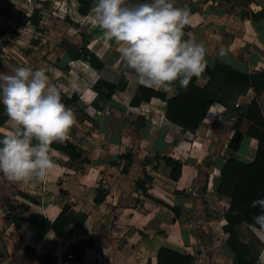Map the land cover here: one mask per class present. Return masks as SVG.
<instances>
[{"label":"crops","instance_id":"0c3cea01","mask_svg":"<svg viewBox=\"0 0 264 264\" xmlns=\"http://www.w3.org/2000/svg\"><path fill=\"white\" fill-rule=\"evenodd\" d=\"M16 1L0 0V24L13 16ZM52 1L59 10L66 11L63 24L50 15L55 13ZM95 2L91 0L87 13L82 15L76 0H41L31 16L36 13L39 16L34 18L42 21L35 40L45 38V44L48 40L47 46L51 47L56 37L71 36L78 48L67 41L78 54L83 47L102 65L94 68L81 57L71 59L62 47L66 56L46 71L50 87H56L64 98L75 96L67 105L75 114V124L59 143L73 144L80 157L71 159L49 148L55 167L43 181L11 182L0 174V264H46V259L62 254L68 244L81 238L92 242L84 247L81 264H156L159 248L165 249L159 253L160 264H177L172 252L185 256L187 264H235L225 244L227 234L222 230L228 197L216 190L219 169L229 156L249 161L256 140L243 136L236 151L228 150L226 142L236 115L223 114V106L215 101L193 133L168 121L164 102L156 97L130 105L140 84L122 61L120 46L104 38L92 12ZM145 2L151 0H142ZM172 2L176 7H190V23L183 32L186 40L204 44L207 65L218 60L247 74L264 69V0ZM125 3L131 5L130 0ZM25 45L28 42L20 44L16 61ZM221 47L227 53L224 57L219 56ZM15 60L1 59L0 72H7ZM33 63L35 68L44 64L38 58ZM98 79L112 84L120 81L124 87L102 100L92 89ZM206 79L203 72L195 83L202 86ZM147 88L163 92L166 97L176 93L170 85ZM252 96L264 113L262 93L255 95L249 89L236 101L244 104ZM11 126L7 117L0 124V138L10 132ZM126 154L128 159L119 158ZM161 156L181 162L176 181L167 177L168 168ZM202 172L203 190L199 180ZM97 191L101 200L95 203ZM65 202L85 215V233L71 224L66 227L71 230L69 234L65 229L57 236L47 231L36 237L26 230V218L38 213L51 221ZM18 204L26 209L19 213ZM8 206H13L22 218L18 228L6 215L12 214ZM236 231L242 242L257 248V260L264 264V231L244 225Z\"/></svg>","mask_w":264,"mask_h":264},{"label":"clouds","instance_id":"9594fccd","mask_svg":"<svg viewBox=\"0 0 264 264\" xmlns=\"http://www.w3.org/2000/svg\"><path fill=\"white\" fill-rule=\"evenodd\" d=\"M190 11L187 4L176 7L172 0L132 6L125 0H96L92 8L104 38L120 46L122 61L140 85L159 88L178 81L185 89L207 67L204 44L183 39ZM226 55L221 47L219 56ZM46 71L14 66L10 73L0 72V103L12 122L10 132L0 138V174L11 182L43 181L55 167L50 145L63 142L75 124L74 112L62 103L59 90L49 86ZM250 207H259L252 221L264 231V198Z\"/></svg>","mask_w":264,"mask_h":264},{"label":"trees","instance_id":"16d2710c","mask_svg":"<svg viewBox=\"0 0 264 264\" xmlns=\"http://www.w3.org/2000/svg\"><path fill=\"white\" fill-rule=\"evenodd\" d=\"M76 1L78 2L77 11L82 15L86 14L91 0ZM130 1V6L142 3V0ZM31 21L37 23L38 20L31 17ZM183 39L186 40L185 35ZM80 57L86 60L91 67L100 68L102 65L101 62L95 61V56L83 47L80 48L77 58ZM129 72L135 74L132 69H129ZM204 73L207 75V79L202 86L195 83L196 77L192 78L186 89L180 87L178 81L169 84L176 90V93L169 97H166L163 92L138 85L129 100V104L132 106L137 105L140 101H147L150 97H156L164 102V117L177 125L182 131L191 133L195 131L198 123L207 113L206 111H208L207 109L212 101L223 106V114L233 112L236 115L231 124L232 132L227 139L226 148L230 151H236L243 136L254 138L256 146L249 161L242 162L229 156L219 169V183L216 190L219 194L228 197V205L223 213L225 223L222 230L227 234L225 244L231 251L235 264H259L257 248L242 242L238 237L236 228L239 225L259 228L258 225H254L252 217L258 214L260 209L259 207L252 208L250 205L253 200L264 198V113L261 112L255 96H252L244 104L238 106L233 104L238 96L244 95L249 89L255 95L257 93L264 95V69L247 74L215 60L211 65H207ZM123 87L124 84L120 81L112 84L100 79L92 85L97 98L102 100H108L115 89H123ZM74 98L75 96L71 95L67 99L61 94V101L66 107ZM5 119H7V115L4 106L0 103V124ZM50 149L62 152L71 159H79L80 157V153L75 150V146L69 142H53ZM119 158L128 159L129 155H119ZM161 160L168 168L167 177L172 181H176L180 176L181 162L169 156H161ZM145 177L146 175L143 174V178ZM100 200L101 197L97 191L93 197V202L97 203ZM17 208L20 213V211L26 209V206L18 204ZM8 210L12 214L7 213V217L10 218L13 226L18 228L22 218L19 214L16 215L13 206H8ZM84 218L83 213L73 210L70 204L65 202L51 221L38 213L26 218V230L36 237H42L47 231H51L57 236L71 224L83 234L85 233L82 228ZM65 231L69 234L71 230L66 229ZM91 245L92 242L89 239L81 238L68 244L65 252H73L76 258L80 260L84 247ZM163 250L165 249H158L156 264H160L158 256ZM171 254L178 259L177 264L188 263L185 256L173 252Z\"/></svg>","mask_w":264,"mask_h":264},{"label":"built area","instance_id":"2783aa9c","mask_svg":"<svg viewBox=\"0 0 264 264\" xmlns=\"http://www.w3.org/2000/svg\"><path fill=\"white\" fill-rule=\"evenodd\" d=\"M41 0H17L14 14L3 24H0V60L12 59L15 60L19 55V46L23 42H28L31 38H37L39 35V25L42 21L33 23L31 16L34 10L38 8V2ZM53 2L55 13H51L56 20H62L64 9L59 10L56 2ZM58 18V19H57ZM59 86V83L56 84ZM234 106L240 105L235 101ZM81 260V259H80ZM73 252H63L60 255H54L49 264H81Z\"/></svg>","mask_w":264,"mask_h":264},{"label":"rangeland","instance_id":"374dc122","mask_svg":"<svg viewBox=\"0 0 264 264\" xmlns=\"http://www.w3.org/2000/svg\"><path fill=\"white\" fill-rule=\"evenodd\" d=\"M38 16L39 15H37L35 13L33 17H38ZM58 22H60V24L64 23L63 19L59 20ZM44 39L45 38H43V39L41 38L40 40L39 39L35 40L34 38L29 39L28 45L22 46V48L20 49V57L17 58L18 61L15 60L16 62H11L9 64L7 72L10 73L11 68L14 66L31 67L33 70H35V69L37 70L39 68H46L47 71L48 70L50 71L55 66V64L59 58L62 59L66 56L65 55L66 53L64 52L62 45H61V42L63 40H69L71 43H73L78 48V43L75 44L74 43L75 40H73V38H71V36L68 38H66V36H63V35L56 37L55 40L52 41L51 47L47 46L48 40L46 41V44H45ZM36 58L43 61L44 64L40 65L41 67L40 66L36 67V68L34 67L33 60ZM202 162H203V159L200 162V166L203 165L204 162L203 163ZM203 177L204 176H203V172H202L199 174V180H200L201 184L203 183ZM201 188L203 189V184H202ZM241 234H242V236L245 237V231L243 229H241ZM52 258L54 259V255L52 256Z\"/></svg>","mask_w":264,"mask_h":264},{"label":"water","instance_id":"95a60500","mask_svg":"<svg viewBox=\"0 0 264 264\" xmlns=\"http://www.w3.org/2000/svg\"><path fill=\"white\" fill-rule=\"evenodd\" d=\"M62 47L64 48L65 52L71 59L77 58L78 52L76 48L67 40L61 42ZM209 158L206 159V164H208ZM50 258L46 259V264H49Z\"/></svg>","mask_w":264,"mask_h":264}]
</instances>
